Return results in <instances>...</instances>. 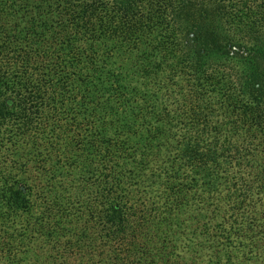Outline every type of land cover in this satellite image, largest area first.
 <instances>
[{"label":"trees","instance_id":"trees-1","mask_svg":"<svg viewBox=\"0 0 264 264\" xmlns=\"http://www.w3.org/2000/svg\"><path fill=\"white\" fill-rule=\"evenodd\" d=\"M238 253L264 264V0H0V264Z\"/></svg>","mask_w":264,"mask_h":264},{"label":"rangeland","instance_id":"rangeland-1","mask_svg":"<svg viewBox=\"0 0 264 264\" xmlns=\"http://www.w3.org/2000/svg\"><path fill=\"white\" fill-rule=\"evenodd\" d=\"M235 252H238V251H235ZM236 259H237V261H236V264H241V262H242V255H241V253H238L237 255H236ZM243 259H244V256H243ZM242 264H244V262H242Z\"/></svg>","mask_w":264,"mask_h":264}]
</instances>
